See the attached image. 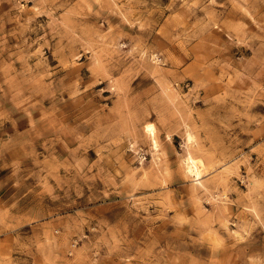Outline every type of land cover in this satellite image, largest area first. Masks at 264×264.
Listing matches in <instances>:
<instances>
[{
  "label": "rangeland",
  "instance_id": "rangeland-1",
  "mask_svg": "<svg viewBox=\"0 0 264 264\" xmlns=\"http://www.w3.org/2000/svg\"><path fill=\"white\" fill-rule=\"evenodd\" d=\"M0 264H264V0H0Z\"/></svg>",
  "mask_w": 264,
  "mask_h": 264
},
{
  "label": "bare ground",
  "instance_id": "bare-ground-1",
  "mask_svg": "<svg viewBox=\"0 0 264 264\" xmlns=\"http://www.w3.org/2000/svg\"><path fill=\"white\" fill-rule=\"evenodd\" d=\"M144 130L150 136V139L152 141L153 146L156 147L157 146V139H156V135H155L154 126L152 125V123H146V125L144 126ZM186 139H187V141H190V139H191V134L189 132H187V134H186ZM201 167H202V161L200 159L195 158L191 154H189L187 156V158H186V171L193 174L195 176V179H197V181H199V182L201 181L200 180Z\"/></svg>",
  "mask_w": 264,
  "mask_h": 264
}]
</instances>
